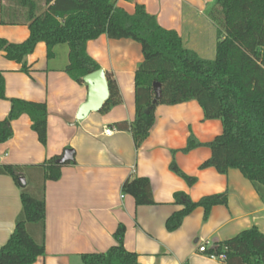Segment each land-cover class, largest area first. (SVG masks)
<instances>
[{"label":"crops","instance_id":"crops-1","mask_svg":"<svg viewBox=\"0 0 264 264\" xmlns=\"http://www.w3.org/2000/svg\"><path fill=\"white\" fill-rule=\"evenodd\" d=\"M213 0H116L128 14L135 4L156 17L158 24L174 30L185 48L200 58L215 56L216 28L206 12ZM3 0H0V8ZM1 20V18H0ZM29 36L26 25L0 23V39L12 44ZM87 54L105 75L114 80L121 99L106 112H94L78 121L79 106L87 88L66 73L68 47L57 45L47 58L46 46L38 43L33 52L17 63L0 52V73L5 99L0 100V121L10 110V100L44 103L47 108L46 143L41 145L25 115L11 123L12 137L0 144V165L30 167L48 158L72 151L74 164L61 169L58 181L44 183V255L33 264H82L81 256L103 253L116 244L113 233L125 227L123 245L137 255V264H224L223 260L199 253L213 249L238 233L256 227L264 234V190L246 180L239 171L217 173L199 169L211 152L201 146L181 152L189 141L205 144L220 135V120H204L196 101L155 108V122L138 149L130 133L105 135L116 122H132L135 114V72L142 62L141 47L131 40H110L101 35L86 44ZM22 65L27 69L23 72ZM65 151V152H66ZM64 152V153H65ZM192 186L169 169L171 162ZM35 185L42 175L30 171ZM145 177L150 182L154 205L136 206L132 197L121 192L127 178ZM25 181L26 178L24 177ZM227 192V204L211 208L203 220V208H196L174 232L166 220L183 209L174 195L183 193L190 201ZM22 208L20 190L13 180L0 175V248L15 228Z\"/></svg>","mask_w":264,"mask_h":264},{"label":"trees","instance_id":"trees-1","mask_svg":"<svg viewBox=\"0 0 264 264\" xmlns=\"http://www.w3.org/2000/svg\"><path fill=\"white\" fill-rule=\"evenodd\" d=\"M216 28L215 56L200 58L185 48L174 30L162 28L156 17L135 4L128 14L116 0H3L0 23L23 24L28 38L19 44L0 39V52L6 59L23 63L38 43L46 46L50 59L57 45L68 47L65 73L77 84L83 77L100 69L87 54L86 44L105 35L110 40H131L141 47L142 62L134 76L135 114L132 122L111 125L117 131L130 133L135 149L148 137L155 122V108L196 101L204 120H220L222 133L211 142L200 144L189 139L181 150L187 153L197 147L209 148L211 155L199 169L213 168L219 174L237 170L253 185L264 190V0H213L206 12ZM23 72L27 69L22 65ZM109 96L101 112L120 104L117 86L106 76ZM160 84V95L154 94L153 83ZM5 99L0 73V100ZM27 116L31 130L41 145L46 143L47 108L44 103L10 100L7 117L0 121V144L12 137L11 123ZM66 149L42 164L20 167L0 165V175L10 177L20 190L21 211L15 228L0 248V264H33L44 255V183L58 181L61 169L74 164V159L61 162ZM169 169L188 186L196 179L185 175L172 161ZM42 175L35 185L30 171ZM25 177L38 193L29 192L18 178ZM121 192L133 198L136 206L154 205L150 182L145 177L127 178ZM183 209L165 222L168 232L177 230L185 217L203 208L207 220L212 207L227 204V192L206 196L197 202L187 195H174ZM125 227L118 225L113 233L116 244L103 253L81 256L82 264H137V255L123 245ZM207 255H223L224 264H264V234L256 227L217 243Z\"/></svg>","mask_w":264,"mask_h":264},{"label":"water","instance_id":"water-1","mask_svg":"<svg viewBox=\"0 0 264 264\" xmlns=\"http://www.w3.org/2000/svg\"><path fill=\"white\" fill-rule=\"evenodd\" d=\"M87 88L86 100L79 106L76 119L81 121L85 119L88 114L99 112L109 96L108 84L105 72L99 69L91 74L86 75L82 79ZM154 94L156 97L160 95V84L153 83ZM73 158L72 151H66L61 159V162L71 160ZM18 181L21 186L26 185L24 177H19Z\"/></svg>","mask_w":264,"mask_h":264},{"label":"built area","instance_id":"built-area-1","mask_svg":"<svg viewBox=\"0 0 264 264\" xmlns=\"http://www.w3.org/2000/svg\"><path fill=\"white\" fill-rule=\"evenodd\" d=\"M114 128H105L104 129V134L105 135H111L113 132H114ZM198 251L199 253H206L207 249L205 246H200L198 248ZM209 258H213V259H220V260H224V256L223 255H218V256H215V255H207Z\"/></svg>","mask_w":264,"mask_h":264},{"label":"rangeland","instance_id":"rangeland-1","mask_svg":"<svg viewBox=\"0 0 264 264\" xmlns=\"http://www.w3.org/2000/svg\"><path fill=\"white\" fill-rule=\"evenodd\" d=\"M28 185H27V187H28V190H29V192L31 191V192H33V193H38V191H39V188H34V186L32 185V187H31V183H29V181H27L26 182Z\"/></svg>","mask_w":264,"mask_h":264}]
</instances>
